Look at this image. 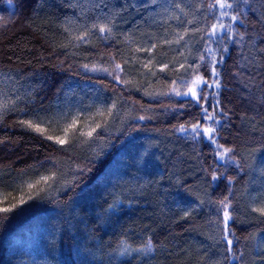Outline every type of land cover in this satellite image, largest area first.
<instances>
[{"label": "trees", "instance_id": "obj_1", "mask_svg": "<svg viewBox=\"0 0 264 264\" xmlns=\"http://www.w3.org/2000/svg\"><path fill=\"white\" fill-rule=\"evenodd\" d=\"M71 1L0 0V74H14L23 89L19 107L25 108L27 100L28 112L38 109L42 113H54L57 101L71 85L89 83L107 95L119 94L123 101L121 112L126 115L110 125L95 144L77 147L74 155L66 153L60 157L65 172L69 166L83 167L91 163V171L82 179L73 183V174L68 172L67 181L62 180L52 190L40 193L43 199L30 200L0 219V264H210V260L219 257L222 245L211 238L219 236L215 224L208 223L215 216V210L208 203L201 205L200 200L207 201L209 196L219 199L229 187L236 196L234 203L240 214L234 230L244 252L243 264H264V250L255 249V240H245L249 234L264 233L261 222L264 218L250 212L244 199L251 167L257 154L264 151V132L259 130L264 129V103L261 102L264 52H260L264 48V22L258 19L264 13V0H252L253 10L245 9L248 46L240 49L230 45L221 66L225 88L219 98L229 114L221 143L236 146L245 158L242 161L245 166L241 171L234 165L217 161L220 164L217 175L221 179L216 182H211L207 175L211 171L208 166L213 163L211 146L207 142L194 145L173 132L174 125L191 119L198 108L184 109L180 115L171 111V107H178L184 101L156 96L168 90L163 79L155 82L154 93L145 95L136 91L134 85L125 88L103 73L88 72L81 67L85 63H97L101 55L107 59L115 54L122 63L124 58L131 57L126 43L106 44L94 40L92 45L77 49L75 57L62 55L64 50L53 47L64 41L62 26L70 24L71 17L78 14V7ZM116 1L123 4V0ZM90 2L83 0L82 5L88 8ZM126 2L131 6L130 0ZM201 2L205 0H191V12ZM201 15L196 13L198 18ZM127 19L138 29L151 26L141 15ZM240 30H244L243 26ZM123 36L128 38L126 34ZM195 48L192 56L197 55ZM155 52L153 55L166 53L161 55L166 60L174 57L167 45ZM144 54L141 58L147 56ZM125 68L129 70L127 65ZM134 74L139 82L144 81L145 77L138 71ZM175 75L167 76V80ZM129 76L126 72L125 78L129 80ZM157 76L164 77L166 73ZM245 114L246 118L241 119ZM139 115L153 118L144 121L133 118ZM252 117L257 130L248 122ZM20 118L19 112L9 111L0 123V138L5 141L0 144V181L4 188L20 175L27 178L32 172L31 166L46 154L35 146L50 143L20 127ZM151 134L159 137L161 153L148 173L135 171L133 165L121 176L110 171L128 143ZM225 177H234L236 183L229 186ZM64 183L72 186L63 187ZM192 208L196 209L192 217L181 219ZM148 237L158 245L150 256L116 254L120 241L135 248L142 246Z\"/></svg>", "mask_w": 264, "mask_h": 264}, {"label": "snow or ice", "instance_id": "obj_2", "mask_svg": "<svg viewBox=\"0 0 264 264\" xmlns=\"http://www.w3.org/2000/svg\"><path fill=\"white\" fill-rule=\"evenodd\" d=\"M152 5L157 4V0H151ZM174 7L183 13L184 17L173 13L172 19L182 27L165 32L162 36L156 38L150 45L134 47L136 53H147L146 57L132 56L124 58L123 62L117 61L115 54L107 56H99L97 63H85L81 67L88 72L103 73L111 77L117 85H123L128 88L131 81L126 79L125 65L131 71H138L141 77H146L144 69L156 80H165L168 90L156 93V96L176 97L184 101L178 107H171V111L177 115L182 114V110L198 108V113L193 115L191 119L184 120L173 126V132L180 134L186 141L192 142L194 145L207 142L211 146L213 163L208 167L211 171L207 173L211 182L221 179L217 175V169L223 162L225 165H234L235 168L243 171L245 159L243 154L239 152L234 145L221 143L224 139L223 132L227 127L225 121L229 120L228 112L221 106L220 95L225 85L222 83L221 66L224 63L225 54L229 52V46L235 44L240 49L248 46L247 44V24L245 23L248 12L252 11V0H205L195 6V11L189 13L180 3L169 4L165 0V11ZM202 15L198 18L196 13ZM207 13V14H204ZM264 22V13L258 18ZM225 21H228L227 23ZM243 26L244 30H240ZM65 33L64 41L58 46V49L64 50L62 55H71L75 57L77 49L86 45H92L94 40H100L102 43L110 44L126 43L132 44L131 38H125L123 34L117 33V24L115 18L105 19L101 21L100 17H96L95 21L88 24H81L76 28H72L71 24L62 26ZM264 38V37H262ZM199 44L198 48L195 45ZM167 45L176 55L183 57L177 60L159 59L161 55L166 53H153L158 47L163 48ZM175 45V48H173ZM216 45V47H214ZM195 48L197 55L192 56L191 51ZM264 52V48L260 49ZM187 53V55H186ZM245 59H248L245 57ZM141 60L139 68L135 67V61ZM255 62V58H252ZM63 61H61V65ZM203 70V71H202ZM157 72L166 73V76H157ZM172 76L170 81L167 76ZM207 73V76L205 75ZM130 74V72L128 73ZM149 83L151 81L149 80ZM140 91L141 88H136ZM264 91V89H262ZM145 95H149L148 91H144ZM154 98V97H153ZM19 94L16 96H6L0 93V123L3 122L5 112H19L21 118L18 120L20 127L36 133L41 137L42 141L50 143L35 146L37 150H44L45 157L39 160L37 164L31 166L32 172L25 178L24 175L17 177V180L4 188L0 181V219L6 218L7 214L12 213L17 208L28 203V201L43 197L41 192L50 191L54 185L67 181L68 172H71L73 183L77 179H82L83 175L91 171V163L81 167L80 165L69 166L68 172L63 170V164L60 157L66 153L75 154L77 147L95 144L101 139L104 131H107L110 124L116 120H122L126 115L121 112L119 105L123 103L119 94L114 95L108 104H102L99 107L87 105L76 110L58 109L55 113L50 111L41 112L38 109L28 112L27 100L24 101L25 108L19 107ZM264 103V98L261 99ZM102 118V119H101ZM140 121L151 120L152 116L139 115L133 117ZM246 114L241 119H245ZM254 117L249 118L248 122L252 123V129L257 130ZM264 132V129H259ZM5 141L0 138V144ZM99 156V153L96 154ZM92 159H95L93 157ZM204 171V169H201ZM228 185H234L236 179L234 177H225ZM72 185L64 183L63 187ZM205 195H208L205 192ZM236 196L231 187L227 193L219 199L213 200L211 196L208 200H200V204L208 203L215 210V216L210 217L209 224H215L219 238L212 236L214 243L222 245L219 250L220 255L216 259L210 260V264H231L232 261H240L243 264L244 252L239 247L240 238L236 236L234 224L239 219L238 205L234 202ZM115 207V205H113ZM248 210L258 214L260 218H264V196L253 200L248 205ZM196 209L186 210L181 219L192 217ZM264 223V219H261ZM234 238L236 244L234 245ZM256 239L255 234H249L245 237L247 241ZM158 245L154 243L152 237H148L142 241V246L133 248L126 241H120L117 245L116 254L119 256H131L132 253H139L141 257L150 256L157 249Z\"/></svg>", "mask_w": 264, "mask_h": 264}, {"label": "rangeland", "instance_id": "obj_3", "mask_svg": "<svg viewBox=\"0 0 264 264\" xmlns=\"http://www.w3.org/2000/svg\"><path fill=\"white\" fill-rule=\"evenodd\" d=\"M89 1L91 2L88 8L87 6L82 5L83 0H79V2L73 0L71 1L72 5L78 7V14H74L71 17V27L76 28L81 24L90 25L95 21L96 17H100L101 21L115 18L117 32L119 34H126L128 38L132 39V44L126 45L127 53L130 54L131 57H141V55L144 54L143 52H134V47L150 45L156 38L160 37L159 35L162 36L165 32H170L173 29H179L182 27L171 18L173 13L181 16L183 19H187V17H184L183 13H180L179 9L174 7L168 8V10L165 11V0H157L156 5H152L151 0H130L131 6L127 4L126 0H123V4H119V1L116 0H106V4L104 3V0ZM167 3H180L185 7L186 11L191 13V0H167ZM133 9H137V11L134 12ZM121 13H125L126 16H122ZM134 15L146 17L147 22L151 23L150 28H145V30L138 29L137 27H133L131 25L130 20L127 19L128 21H126L127 17ZM196 46L198 48V44ZM145 54L147 55V53ZM159 59L165 58L160 56ZM134 63L135 67L139 68L141 60H137ZM129 72V75H131L129 76V81H131L130 84L134 85L135 89L141 88L140 91L144 92L146 87V90L150 93H154L156 91L155 82L157 80L151 77L150 74L147 73L146 69L144 72L146 73L147 78L143 77L144 81L142 82H139L138 78L135 76L136 74H134V71L129 69L127 75ZM158 73L160 72H157V74ZM149 80L151 83H149ZM22 90L23 89L21 88L18 80L15 79L14 74H0V93H3L6 96L14 97L18 93L19 98L21 99ZM112 98L113 96L107 95L101 88L99 89L96 87V85L89 83L79 85L73 84L68 88L65 95L57 101L54 113L58 109H72L74 111L77 108L87 105L99 107L102 104H108ZM119 107H121V104ZM159 141V137H157L156 134H151L128 143L110 167V171H112L113 174L121 176V173H124L125 169L133 165L136 168L135 171L148 173L161 153ZM262 196H264V151H260L257 154L256 162L251 167L247 189L244 192L246 205L248 206L253 200ZM254 246L257 251L264 250V233H258L256 235ZM256 263L263 264L261 262Z\"/></svg>", "mask_w": 264, "mask_h": 264}]
</instances>
